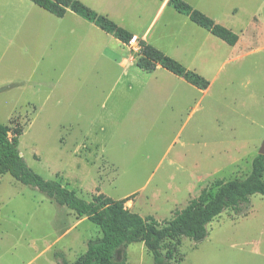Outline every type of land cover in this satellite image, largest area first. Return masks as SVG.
<instances>
[{"label":"rangeland","instance_id":"1","mask_svg":"<svg viewBox=\"0 0 264 264\" xmlns=\"http://www.w3.org/2000/svg\"><path fill=\"white\" fill-rule=\"evenodd\" d=\"M188 1L221 23L230 16L228 28L239 42L233 51L224 45L212 52L208 64L184 61L209 87L186 84L170 100L136 98L144 83L157 86L144 71L130 82V95L120 97L128 84L112 63L122 52L115 39L78 16L43 12L46 46L39 49L28 36L25 58L11 54L0 64V85L11 86L0 91V123L10 138L21 127L17 148L33 172L86 201L98 194L124 200L131 213L160 224L201 191L214 193L216 181L249 174L264 141V0ZM60 25L76 33L71 39L63 33L56 44L52 33ZM123 48L138 53L130 44ZM206 50L212 51L209 44ZM206 228L199 243L167 242L175 259L182 258L178 264H237L244 254H264V197L251 196L245 215L226 210ZM100 236L97 226L37 189L8 174L0 177V264H61L58 256L79 264L87 242ZM125 254V264H154L142 243L128 245Z\"/></svg>","mask_w":264,"mask_h":264},{"label":"trees","instance_id":"2","mask_svg":"<svg viewBox=\"0 0 264 264\" xmlns=\"http://www.w3.org/2000/svg\"><path fill=\"white\" fill-rule=\"evenodd\" d=\"M28 1L56 18H63L71 12L122 44L128 45L133 37L107 16L95 12L79 0ZM168 6L226 45L233 47L237 44L239 38L236 33L183 0H168ZM138 47L136 67L140 70L151 74L159 66L199 90L208 89L209 81L194 70L186 69L142 40H138ZM8 134L9 129L0 123V177L10 175L20 184L37 189L56 205L66 207L78 218H86L99 228L101 236L87 242L79 264H125V249L133 243H142L154 264H178L182 258L175 259L176 254L167 242L186 238L199 243L208 235L207 225L224 211L230 210L235 216L245 215L251 196L264 197V156L256 155L244 179L216 181L214 193L201 191L186 207L176 211L171 220L160 224L151 216L140 217L131 213L123 206L124 200L115 201L98 194L91 201H86L59 182L43 179L27 166L18 151L21 127L13 130L11 138ZM164 248L165 253L162 252ZM58 258L61 264H67L60 256Z\"/></svg>","mask_w":264,"mask_h":264},{"label":"crops","instance_id":"3","mask_svg":"<svg viewBox=\"0 0 264 264\" xmlns=\"http://www.w3.org/2000/svg\"><path fill=\"white\" fill-rule=\"evenodd\" d=\"M79 1L83 4L85 3L84 0ZM183 1L186 3L189 2L188 0ZM88 2L89 4H85L92 8V10L107 16L118 26L133 36H137L138 40L146 42L163 54L175 59L180 64H183L187 59L193 58L205 62L209 61L214 56L213 53H216L217 50H220L226 45L206 30L190 22L187 17L174 11L168 6V0H88ZM43 12L45 11L28 0H0V64L6 56L11 54L19 61L25 58L29 53V46L25 44V38L28 36L31 37L34 35L33 44L39 49L42 45L46 46L47 24ZM68 15L75 14L68 12L63 18ZM229 17L226 18L225 22L227 23H221L214 16L211 18L216 20L218 24L220 23V25L228 28V26H232V21ZM63 33L71 39V36L76 31L74 28L68 27L63 32L61 25L59 28L56 26L52 33L56 44L63 41L61 38ZM41 36L45 37L42 44ZM212 37L216 40H212ZM113 43L122 51L121 55H114L115 57L112 58V63L118 67L120 79H125V83L128 84L122 92H119L120 97L124 98L130 95V90H128L131 87L130 82L133 81V78L140 77L139 71L142 70L136 67L138 53L135 56L131 55L123 48L124 44L116 39ZM207 44L210 45L212 51L206 50ZM237 44L233 47L228 46L230 51H233L237 47ZM13 48L14 50H12ZM39 60L41 59L39 58ZM18 72V68H15L11 72L12 77L8 78H12V80H9V82L14 83L13 78H15ZM156 74L164 77L173 87H165L163 84H160L157 81ZM148 75H150L148 79L154 77L155 81L152 82L157 83V86L150 89L144 83L140 87V90H138L136 98L163 96L166 100H170L175 97L177 89L188 84L182 78L169 73L159 66H157L153 73ZM13 83L10 84L13 85ZM10 88V85L6 87L0 85V91L10 90ZM237 264H264V254H244L239 257Z\"/></svg>","mask_w":264,"mask_h":264},{"label":"built area","instance_id":"4","mask_svg":"<svg viewBox=\"0 0 264 264\" xmlns=\"http://www.w3.org/2000/svg\"><path fill=\"white\" fill-rule=\"evenodd\" d=\"M137 40H138L137 37H136V36H133V37L130 39L129 44L132 45V46H134V47H138ZM138 49H139V47H138Z\"/></svg>","mask_w":264,"mask_h":264},{"label":"water","instance_id":"5","mask_svg":"<svg viewBox=\"0 0 264 264\" xmlns=\"http://www.w3.org/2000/svg\"><path fill=\"white\" fill-rule=\"evenodd\" d=\"M258 155H262V156H264V141H263L262 145L260 146V149H259Z\"/></svg>","mask_w":264,"mask_h":264}]
</instances>
